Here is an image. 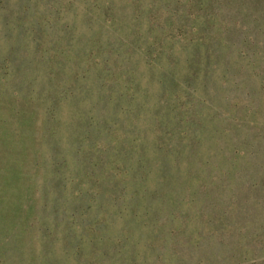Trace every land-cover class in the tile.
Returning a JSON list of instances; mask_svg holds the SVG:
<instances>
[{
  "label": "rangeland",
  "instance_id": "374dc122",
  "mask_svg": "<svg viewBox=\"0 0 264 264\" xmlns=\"http://www.w3.org/2000/svg\"><path fill=\"white\" fill-rule=\"evenodd\" d=\"M0 264H264V0H0Z\"/></svg>",
  "mask_w": 264,
  "mask_h": 264
}]
</instances>
